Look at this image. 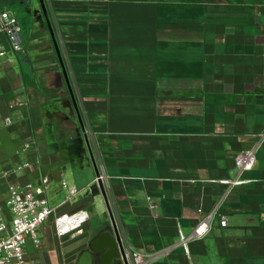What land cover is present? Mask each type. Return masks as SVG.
I'll use <instances>...</instances> for the list:
<instances>
[{"label": "crops", "instance_id": "obj_1", "mask_svg": "<svg viewBox=\"0 0 264 264\" xmlns=\"http://www.w3.org/2000/svg\"><path fill=\"white\" fill-rule=\"evenodd\" d=\"M44 3L47 14L40 0H0L24 47L0 34V168L30 164L0 197L48 177L50 205L90 220L58 238L51 218L28 261L77 264L112 224L102 173L122 246L148 264H264V0ZM258 145L239 176L238 153Z\"/></svg>", "mask_w": 264, "mask_h": 264}, {"label": "built area", "instance_id": "obj_2", "mask_svg": "<svg viewBox=\"0 0 264 264\" xmlns=\"http://www.w3.org/2000/svg\"><path fill=\"white\" fill-rule=\"evenodd\" d=\"M21 25L16 14L8 10H0V34L3 35L16 53L24 51L21 39ZM7 51L0 47V59L5 58ZM10 123V118L6 119ZM262 139L264 134H261ZM27 146H29L27 144ZM259 148L255 146L251 149L242 150L236 157V165L239 176L244 172L254 168L256 162V152ZM30 167L29 163L21 164L13 170L0 168V181L8 179L11 174L19 173ZM104 175L98 173L94 180V185L103 182ZM228 184L243 183L239 178L232 181H224ZM64 186L67 184L64 182ZM49 188L48 177L42 178L39 185L33 182L23 184H11L4 204L0 203V264H34L28 261L26 246L31 240L35 246H39L42 239L39 229L49 220L53 219V228L58 238L65 236L77 237L84 232V226L90 220V213L81 209L71 213H58L57 208L52 207L46 197ZM78 193L75 187H70V196L74 197ZM211 216L205 217L195 228L193 238L198 240L203 238L209 231ZM221 225L226 226L225 217L221 219ZM183 248L188 255L189 238L180 235ZM128 264H148V258L137 251L125 249Z\"/></svg>", "mask_w": 264, "mask_h": 264}, {"label": "water", "instance_id": "obj_3", "mask_svg": "<svg viewBox=\"0 0 264 264\" xmlns=\"http://www.w3.org/2000/svg\"><path fill=\"white\" fill-rule=\"evenodd\" d=\"M40 2L42 4L45 14H47L44 0H40ZM80 120L82 123L81 117ZM85 137L87 143H89V138L86 132ZM98 186L100 192L104 196L105 201L107 203L108 212L111 216L112 224L106 230L102 231L96 238H94L88 243V248L81 252L77 264H96V259H100L102 264L105 263L106 259L111 262L113 261L115 264H128L126 253L121 243V238L117 228L116 220L112 212V208L110 206L109 198L105 190L104 184L100 182ZM100 242L104 243L103 247L100 245ZM104 250L106 251L105 254H101V252Z\"/></svg>", "mask_w": 264, "mask_h": 264}, {"label": "rangeland", "instance_id": "obj_4", "mask_svg": "<svg viewBox=\"0 0 264 264\" xmlns=\"http://www.w3.org/2000/svg\"><path fill=\"white\" fill-rule=\"evenodd\" d=\"M95 188V187H94ZM93 190V187L91 188V191ZM5 200H6V197H4V196H2V197H0V203H2V204H4V202H5ZM103 216V215H102ZM52 220L51 219H49L48 220V223H50ZM70 263H72V261L70 262H68V261H63V262H61L60 264H70Z\"/></svg>", "mask_w": 264, "mask_h": 264}]
</instances>
